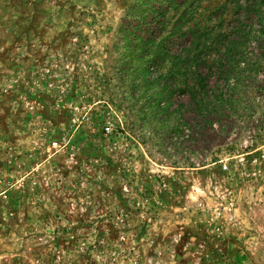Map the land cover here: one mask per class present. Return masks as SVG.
I'll use <instances>...</instances> for the list:
<instances>
[{
  "label": "rangeland",
  "instance_id": "374dc122",
  "mask_svg": "<svg viewBox=\"0 0 264 264\" xmlns=\"http://www.w3.org/2000/svg\"><path fill=\"white\" fill-rule=\"evenodd\" d=\"M186 1L0 0V264H264L261 23L218 65L235 0ZM188 20L202 86L159 92Z\"/></svg>",
  "mask_w": 264,
  "mask_h": 264
},
{
  "label": "trees",
  "instance_id": "16d2710c",
  "mask_svg": "<svg viewBox=\"0 0 264 264\" xmlns=\"http://www.w3.org/2000/svg\"><path fill=\"white\" fill-rule=\"evenodd\" d=\"M261 0L259 1L260 5ZM190 2L187 0L184 7L186 5H190ZM259 5L257 4L256 0H251L249 3L246 5H242L239 0H235V16L232 18L234 21L233 24L231 25V28L228 31L221 32V34L226 38V45L224 46L223 52L221 51V55L216 58V62L218 65L225 66L226 64H229L231 61H238L235 59L234 55L236 52H234L233 48L236 46V44H240L244 42L245 36L248 34L249 29L251 27V24H247L246 19H248V15L245 17H241L243 14L238 13V10L241 9L244 11V13H253L256 16L257 21H260L261 23V28L258 30V36L264 34V23H262V18H264V15H260V13H264V9L259 8ZM186 9V8H185ZM183 10L188 13L186 10ZM191 15V14H190ZM259 15V16H258ZM166 22H170V17L165 18ZM185 18L183 15H179L175 21H182L184 22ZM165 22V23H166ZM188 23L185 26L184 30H181V28L176 26L175 30H167L165 34L162 32L159 34V36L153 38V39H145L143 44L147 45L148 49L154 52L156 49V55H161L163 56L167 55L165 45L163 44L165 40L175 34H179V37L184 36L186 33H189L190 35V40L181 47L180 51L178 54L173 53L170 55V57L175 58L174 64L176 67L172 68H167L164 69V65L161 63L160 64V69L158 71V74L156 77L152 78L150 80L151 82H154V84L158 85L160 87L159 92H162L163 90H166V92L170 93L172 92V86L168 82V79L172 76L173 71L182 73L185 76V83H184V88H180V86H176L174 82V88L179 89L180 91L186 90V91H197L199 89V86H202V79L203 76H200L201 73L197 70V66L199 63H207L208 58L206 55V51L203 52V48L209 46L210 43L206 44L207 41V35L209 34V31L211 29H202L199 23H193V25H190V20L187 21ZM164 23V24H165ZM181 23V22H180ZM163 26L161 27V30H163ZM247 27V28H246ZM140 41V39H139ZM261 46H264V38L261 39ZM233 47V48H232ZM163 58V57H162ZM224 59V62L221 61V59ZM152 61V57L147 58V62ZM147 63L144 65V73H147ZM231 65L229 68H227V72L229 71ZM224 71V70H223ZM144 81H147L146 78H144ZM148 82V81H147ZM191 96H194V93L191 92ZM201 99V97H198L197 102ZM195 110L197 113H200L199 108H197V104Z\"/></svg>",
  "mask_w": 264,
  "mask_h": 264
},
{
  "label": "built area",
  "instance_id": "2783aa9c",
  "mask_svg": "<svg viewBox=\"0 0 264 264\" xmlns=\"http://www.w3.org/2000/svg\"><path fill=\"white\" fill-rule=\"evenodd\" d=\"M106 129H108V128L106 127Z\"/></svg>",
  "mask_w": 264,
  "mask_h": 264
}]
</instances>
